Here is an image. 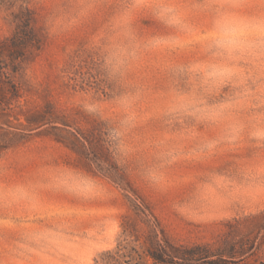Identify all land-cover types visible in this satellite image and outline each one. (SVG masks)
Instances as JSON below:
<instances>
[{
    "label": "rangeland",
    "instance_id": "obj_1",
    "mask_svg": "<svg viewBox=\"0 0 264 264\" xmlns=\"http://www.w3.org/2000/svg\"><path fill=\"white\" fill-rule=\"evenodd\" d=\"M3 45L0 264H264V0H5Z\"/></svg>",
    "mask_w": 264,
    "mask_h": 264
},
{
    "label": "trees",
    "instance_id": "obj_2",
    "mask_svg": "<svg viewBox=\"0 0 264 264\" xmlns=\"http://www.w3.org/2000/svg\"><path fill=\"white\" fill-rule=\"evenodd\" d=\"M4 1L5 0H0V2H4ZM20 7L21 9L19 11V16H18L19 25L15 30L13 36L6 43V46L9 47L10 50H12V52H14L13 58L21 57L17 55H19L20 51L23 48H27L30 45H35V43L32 44L33 39L30 35L31 33L30 24L32 20L31 11L28 7L24 6L23 3L20 5ZM3 50H4V45L0 47V55H1V51ZM148 256L151 259H153L154 264H171L170 262L165 260L166 258H164V254L150 251ZM174 263L175 261L173 260L172 264Z\"/></svg>",
    "mask_w": 264,
    "mask_h": 264
}]
</instances>
